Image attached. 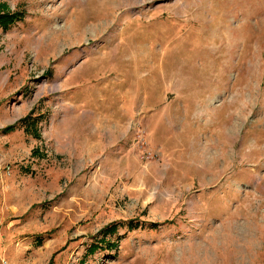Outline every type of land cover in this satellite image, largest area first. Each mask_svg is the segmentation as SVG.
I'll return each instance as SVG.
<instances>
[{"label":"rangeland","instance_id":"obj_1","mask_svg":"<svg viewBox=\"0 0 264 264\" xmlns=\"http://www.w3.org/2000/svg\"><path fill=\"white\" fill-rule=\"evenodd\" d=\"M0 13V264H264V0Z\"/></svg>","mask_w":264,"mask_h":264},{"label":"trees","instance_id":"obj_2","mask_svg":"<svg viewBox=\"0 0 264 264\" xmlns=\"http://www.w3.org/2000/svg\"><path fill=\"white\" fill-rule=\"evenodd\" d=\"M15 19V15L14 14H1L0 13V25H3L5 29H7L10 25V23H12V21ZM13 127H9L7 128V130H5V132H11L13 130ZM154 228H156V225L153 226ZM117 230V227L115 225H112L110 227H107L104 230V234H110V233H114ZM109 245V244H108ZM99 244H94L92 246V248L89 249V252H93L94 250L98 249Z\"/></svg>","mask_w":264,"mask_h":264}]
</instances>
